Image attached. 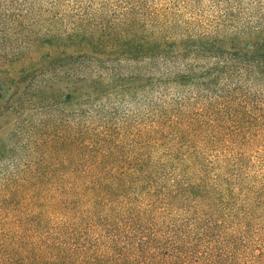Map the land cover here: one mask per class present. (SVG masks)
<instances>
[{"label":"trees","instance_id":"16d2710c","mask_svg":"<svg viewBox=\"0 0 264 264\" xmlns=\"http://www.w3.org/2000/svg\"><path fill=\"white\" fill-rule=\"evenodd\" d=\"M204 1L0 0L8 26L50 23L28 47L50 50L33 91L41 110L60 111L5 148L0 264H264V234L247 239L238 198L249 187L224 173L227 149L264 142V110L234 96L238 80L264 79V0ZM139 73L145 115H102L97 101ZM219 82L205 99L149 96ZM31 85L6 97L12 109ZM78 92V109L62 107Z\"/></svg>","mask_w":264,"mask_h":264},{"label":"rangeland","instance_id":"374dc122","mask_svg":"<svg viewBox=\"0 0 264 264\" xmlns=\"http://www.w3.org/2000/svg\"><path fill=\"white\" fill-rule=\"evenodd\" d=\"M200 9L204 11L215 10L208 0L202 2ZM48 25L50 23L47 21H40L36 24L29 21L8 26L0 21V80L3 87L7 89V92H4L6 96L0 98V182L3 173L11 170L9 158L3 157L5 148L8 145L21 146L29 132V125L38 123L40 118H44L46 115L54 118L60 113L56 109L41 110L33 91L38 83L34 79L38 74L37 69H49L52 55L44 58L43 54L50 51L47 46L40 45L30 49L28 41L34 37L35 33L49 28ZM207 63L208 61H205L201 64L207 65ZM121 72L126 73L128 76L131 75L125 67L121 68ZM138 75V80H135L134 76L133 79L131 76L128 80L122 79L120 83L124 86L112 90L111 93L97 101L96 105L102 107V115L112 114L116 120L126 117L133 121L145 115L148 99L145 93L147 85L144 76L141 73ZM47 78H51V76L48 75ZM29 80L33 81V85L30 86L28 92L30 93V99H27L20 107L12 109L6 97L8 95L16 96ZM238 81L239 90L234 96L244 101L243 105H246L251 111H256L254 109L264 110V79H261V77L255 79L242 78ZM57 83L62 85L61 81ZM235 83L234 80H230L227 87L229 89L233 88ZM219 84L210 93L199 91L195 87H185L169 89L163 92L161 97H158L159 95L156 93L149 96L154 99L161 98L164 101H169L182 94H185V97L195 98L198 96L205 99L214 93L220 95L223 85L221 82ZM80 92L69 103L65 99V105L62 107L66 108L67 106L73 111L76 108L78 109L79 103L77 101L81 99L83 91ZM10 131L13 132V136L8 139ZM227 150L229 151H227L229 153L228 168L224 173L230 177V185H238L239 182H243L249 187L238 198H244V209L248 210V207L250 209L247 239L251 240V238L264 234V142L261 144L253 142L244 144V146L237 144L233 146L231 153L230 149ZM207 153L211 156L213 150L207 151ZM209 155L207 156L209 157ZM236 157L237 159H235ZM210 159H213V157ZM239 212H243V210H239Z\"/></svg>","mask_w":264,"mask_h":264}]
</instances>
